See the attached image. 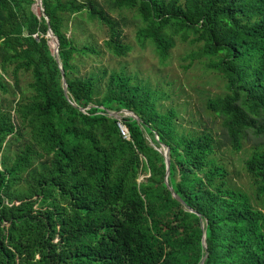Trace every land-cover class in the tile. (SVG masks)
<instances>
[{
	"label": "trees",
	"instance_id": "16d2710c",
	"mask_svg": "<svg viewBox=\"0 0 264 264\" xmlns=\"http://www.w3.org/2000/svg\"><path fill=\"white\" fill-rule=\"evenodd\" d=\"M109 1L136 14L139 43L155 46L163 63L180 38L198 47L190 66L205 59L224 77L228 93L206 105L222 140L183 130L133 75L80 76L76 59L98 51L69 37L75 15L109 28L114 55L132 51L95 0H43L40 17L35 0H0V67L21 95L0 110V264H264V0ZM22 73L32 76L30 95ZM0 91H11L3 75ZM249 143L246 188L222 150Z\"/></svg>",
	"mask_w": 264,
	"mask_h": 264
},
{
	"label": "rangeland",
	"instance_id": "374dc122",
	"mask_svg": "<svg viewBox=\"0 0 264 264\" xmlns=\"http://www.w3.org/2000/svg\"><path fill=\"white\" fill-rule=\"evenodd\" d=\"M80 1L88 2L90 0ZM95 1L112 19L120 23L124 32V44L131 46L132 51L125 57L114 55L105 46V42L110 37L109 28L100 21L90 20L87 12L75 15L68 19L69 37L79 48L88 45L98 51V54H88L76 59L75 64L80 76L96 75L101 77L105 71L109 73L124 71L128 75H133L143 85L160 93L163 98L159 101V105L164 111L173 109L178 113V120L183 130L212 132L222 140L221 119L210 112L206 105L209 99L228 93L226 80L222 75L209 69L205 59L196 60L190 66L192 60L188 56L198 47L177 38L176 47L171 51L169 59L163 63L155 46L148 44L143 47L139 43L137 32L142 22L134 12L117 10L109 0ZM32 11L40 17L44 14V6L35 0ZM49 46L52 54L57 57L59 55L58 41L55 38H49ZM0 75H3L11 86L9 94L0 91V110L10 109L12 106L15 107L14 102L18 101L21 95L20 93L15 94V82L12 76H6L1 67ZM20 80L22 90L30 95L31 74L22 73ZM252 147V143H249L245 144L242 151H233L230 146H224L222 150L234 181L239 186L246 188L249 187L250 179L244 170V163ZM145 178L142 177V181Z\"/></svg>",
	"mask_w": 264,
	"mask_h": 264
},
{
	"label": "water",
	"instance_id": "95a60500",
	"mask_svg": "<svg viewBox=\"0 0 264 264\" xmlns=\"http://www.w3.org/2000/svg\"><path fill=\"white\" fill-rule=\"evenodd\" d=\"M37 1L40 2V3L43 5V0H37ZM48 25L50 26V23H49V22H48ZM48 37H49V38H55V39H56V37H55V35H54V33L52 32L51 29L49 30ZM58 53H59V52H58ZM56 58H57L58 63L60 64V69H61V72H62V75H63L64 90H65V92H66V95L69 96V90H68V89H69V86H68V83H67V79H66L65 72H64L63 67H62V65H61V61H60V57H59V55H57ZM124 113H125V114H128V116L135 117L139 122H141L140 119H139L137 116H135L134 114H132L131 112H129V111H124ZM113 116H114L117 120H122V118H123V116H122L121 113H116V112H114V113H113ZM161 152L164 154V156H165V158H166V160H167V183H169V182H168V177H169V173H170V165H171L170 151H169L168 149H166L165 147H162V148H161ZM175 197H176L177 199L181 200V199L179 198V196L175 195ZM183 204L185 205V203H183ZM204 246H205V248H207L206 234L204 235ZM204 262H205V259L201 262V264H204Z\"/></svg>",
	"mask_w": 264,
	"mask_h": 264
},
{
	"label": "built area",
	"instance_id": "2783aa9c",
	"mask_svg": "<svg viewBox=\"0 0 264 264\" xmlns=\"http://www.w3.org/2000/svg\"><path fill=\"white\" fill-rule=\"evenodd\" d=\"M125 115L127 116L128 114H125ZM119 127H120V129H121L122 135H123L126 139H129V140H130V134H129V131H128L127 127L122 123V120H120Z\"/></svg>",
	"mask_w": 264,
	"mask_h": 264
}]
</instances>
